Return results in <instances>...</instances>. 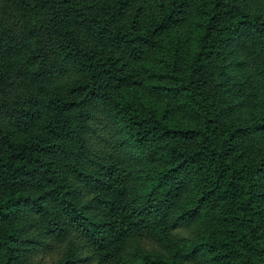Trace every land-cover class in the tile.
Returning <instances> with one entry per match:
<instances>
[{
	"label": "trees",
	"instance_id": "trees-1",
	"mask_svg": "<svg viewBox=\"0 0 264 264\" xmlns=\"http://www.w3.org/2000/svg\"><path fill=\"white\" fill-rule=\"evenodd\" d=\"M152 1L144 17L135 0H0V56L22 60L0 65V264H264V150L249 139L264 129V0H191L184 54L159 36L188 0ZM148 50L138 104L116 54ZM221 52L240 68L229 85ZM49 88L50 138L19 137Z\"/></svg>",
	"mask_w": 264,
	"mask_h": 264
},
{
	"label": "rangeland",
	"instance_id": "rangeland-1",
	"mask_svg": "<svg viewBox=\"0 0 264 264\" xmlns=\"http://www.w3.org/2000/svg\"><path fill=\"white\" fill-rule=\"evenodd\" d=\"M263 0H244V10H254L258 7ZM143 4L146 7V11L144 12V17L147 16L154 9V3L152 0L143 1V0H135L134 4ZM188 8L186 13L183 15L182 20L178 22L175 26L170 27L166 31H164L159 36V41L162 47H166L174 51L175 47L179 49V52H186V46L191 41L192 31L190 29V17H191V0H188ZM45 15L41 17H45ZM161 51V50H160ZM171 51V52H172ZM13 54L8 55L6 57L0 56V65L11 63L14 60H18L20 63L21 59L18 57H12ZM119 58V61L124 63V65L132 70L136 76V83L132 86L127 87L124 92L128 93L131 97V100L138 104H147L150 103V92L147 89V82L149 80L150 75V67L153 65L157 53L152 52L150 50L146 51L144 55L139 59H132L127 56H123L120 54H116ZM180 56V55H179ZM14 58V60H13ZM181 58V57H180ZM184 60L183 58L180 59ZM150 68V69H149ZM213 73L218 80L229 85L237 81L240 77V68L238 63L235 61V57L230 55L228 52H221L219 55L215 56L213 59ZM66 81H63V84ZM60 86V85H59ZM56 93L55 89H46L42 91L35 100L34 106V116L30 121L29 125L22 126L18 131V135L21 138L26 139H44L47 140L50 138V133L47 129V121L50 109V99ZM230 101L235 105V112L239 120L249 122L250 121V111L242 105L239 104L236 94L233 93L230 97ZM249 139L259 148L264 150V129L259 131H254L249 134ZM186 200L183 198L181 201L182 207L186 206ZM198 229L194 228V231H191V226L182 228L179 231V237L184 245H190L196 236ZM47 261V258L45 259ZM184 264H202L200 260L196 261H186Z\"/></svg>",
	"mask_w": 264,
	"mask_h": 264
}]
</instances>
